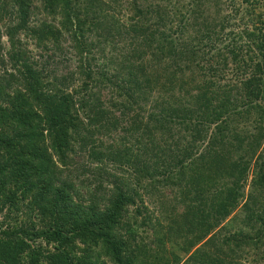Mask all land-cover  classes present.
<instances>
[{
    "label": "trees",
    "instance_id": "1",
    "mask_svg": "<svg viewBox=\"0 0 264 264\" xmlns=\"http://www.w3.org/2000/svg\"><path fill=\"white\" fill-rule=\"evenodd\" d=\"M241 1L242 15L235 0L226 2L245 16L241 34H223V0H188L178 25L194 33L173 42L172 18L158 0H0L8 41L0 51V264H182L164 253L170 239L190 249L191 264H237L232 254L247 234L207 238L236 209L244 224L258 223L252 244L262 242L264 102L255 101L264 100V20L254 14L259 0ZM107 44L119 50L113 55ZM69 48L73 69L57 77L47 66ZM109 63L114 69L101 73ZM224 70L234 80L219 84L214 76ZM48 75L69 90L50 89ZM252 112L254 132L232 124ZM226 137L238 140L232 146ZM81 151L133 176H112L107 188L100 176L109 173L96 166V187L84 194L70 166ZM149 156L148 166L137 165ZM86 160L77 173L88 171ZM163 186L181 194L184 209L160 201ZM142 193L172 216L157 228L161 236L132 247L121 231L130 226L127 206L132 215L145 210ZM202 243L212 250L198 252Z\"/></svg>",
    "mask_w": 264,
    "mask_h": 264
},
{
    "label": "rangeland",
    "instance_id": "2",
    "mask_svg": "<svg viewBox=\"0 0 264 264\" xmlns=\"http://www.w3.org/2000/svg\"><path fill=\"white\" fill-rule=\"evenodd\" d=\"M187 1L188 0H178V2L175 0H158V5H159L158 7L165 6V10L169 12L170 18H172L171 28L172 27L178 28V30L174 31V32L171 31V28L169 30L171 32V34H169L168 39L172 40L173 42L178 41V39L181 40V37L183 39H186V37L187 38L191 37V35L194 33L193 28H191V27L187 28L186 27V28L181 29L180 26L178 25L179 19L181 18V21L184 22V18L187 17V15H188L189 7H191V5L188 4ZM227 1L228 0H223V2H224L223 4L225 5V3ZM259 1L261 2L262 5L259 8H257V7L255 8L254 14L262 13V18L264 20V2H263L264 0H259ZM235 3H236V6H239L236 8L241 10V11H239V13L242 15V8L244 6H246L247 3L245 4L241 0H235ZM224 5L222 6L223 9L220 12V14H221V16H224V17L226 16L227 18H228V16H230V19L228 18L229 19L228 24L225 23L226 26H224L223 34L226 35L227 32H230L231 30L233 32H235L236 34H238L240 29L243 26V21L245 20V16L242 17V19H241V17H239V14L236 16L232 15L233 13H231L232 9H230V6L227 3H226L227 6H224ZM123 15H124V13H123ZM120 17H122V19H124L123 16H120ZM226 17L224 18V22H225ZM124 21H126V20H124ZM4 22H5V20L0 22V30L1 31L4 28V24H5ZM165 31L167 32L168 29H166ZM239 34H241V33H239ZM20 36H21V39H24L23 35H20ZM240 41L244 42V38L241 37ZM67 42H68V40H64V44H67ZM28 45H29V48L35 54V50H34L33 46L31 44H28ZM119 46H120V43H119ZM214 46H217V45L215 44ZM7 48H8V41L2 35L0 37V51H1V53H3V51ZM106 50H108L109 52H111L114 55V53L117 50H119V48H112L110 45L107 44L105 46V51ZM123 50H125V48ZM209 51H210V49L206 50L207 53ZM65 55H66V57H65L64 61L61 59L60 60L55 59L56 62L51 63V65H52L51 67H53L52 70L50 67L47 66V68L50 71L55 72V75L57 77L60 75V72L64 71V68H67L69 70L73 69L72 64L75 63V57L73 56L72 49L69 48L67 50V52L65 53ZM101 59L102 58L97 59L94 63L99 64L102 61ZM109 64L105 65L104 68L100 69V72L103 74H107V72L109 70L114 69V68H112L111 64L110 65ZM230 67H232L231 63L228 64V68H230ZM230 76L231 77L233 76L231 71H229L227 73V71L224 70V77L222 79H217L214 76V78H215L214 80L218 81L219 84H221V82H225V80H227V78H230ZM42 79H44V81L47 80V83H49L50 89H53L54 86H58L59 88H61L63 90H67L66 89L67 87H68V90L70 88L69 84H66L63 81H60L57 78L54 79V77H50L49 75L46 77H43ZM232 80H234L233 77H232ZM75 85H76V83L72 84L71 87H74ZM255 102H257V103L259 102V104L261 105V104H263L264 100H259V101L257 100ZM254 121H258V120H257V116L254 114V112H252L249 120H247L245 122H238V123H232V124H235V125L242 124L241 126H238V128L245 127L244 131L248 130V132L249 131L254 132V130H253V127L255 125ZM244 131H243V134H244ZM100 136H102V135H100ZM158 136L159 135L157 134L156 137H158ZM103 137H105V139H107L106 136H103ZM115 139H117V138H115ZM236 139H233L232 137H226L227 143L232 144V146H233V144H235V142H237ZM145 142H146V145L148 146V143L146 140H145ZM243 143H244V140L241 141L242 146H243ZM226 145H229V144H225L224 146L226 147ZM73 158H74V162L72 163V165H70L71 166V176L76 180V184L77 183L80 184L79 180H82V182L85 183L83 185V187H79V188H81V192L84 194L86 192H89V191L92 192L94 189L93 187H96V180H95V177H96L95 173L97 172L96 166H102V167L104 166V169H105L104 171L109 173V176H107L104 173L100 176V180H103V184H101V185L106 186L107 188L110 186V180L112 179V176H118V177L124 176V178H128L129 174L132 175V173L129 171V169L124 174H122V172H120V169L118 168V165L116 163L109 161V160H105L103 158H102L101 162H97L95 160V163H93L91 160H89L86 153L83 154V151L78 153ZM85 160L87 161L86 168L88 169V171H86V172L81 171L82 173H77L78 172L77 166H84ZM150 161L151 160H150V156H149L148 159H146V158L144 160L141 159V161H139L137 163V165L138 166H142V165L148 166L150 164ZM158 166H163V163L159 164ZM91 173H93L95 175H93L92 177H89V174H91ZM252 173H253L252 167H250V170L247 174V177H248L247 180L252 177ZM250 190H251L250 186L245 185L243 188V194H246L247 191L249 192ZM177 192H174L173 189H171L170 187H167V186L166 187L163 186V189L161 187V189L159 190V193H162L163 195H162L160 201L161 200H164V202L167 201L169 204V207H168L169 210L173 205H175V209L180 212L182 209H184V203L182 201H180L179 197L181 194H179ZM98 193L101 194L100 190L98 191ZM104 196L106 197V194L102 195V197H104ZM157 201H159V200H157V199H156V201L153 200L154 203L149 202V199L146 196V194L142 193L141 204H142V206H144L145 210H142V208H141V213L138 215H132V213H133V206L132 205L127 206L126 210L128 212V221H129L130 226H129V228H127L128 230L125 231V229H123L121 232H122L123 237L128 238L127 240L130 244H132L131 245L132 247L134 244L139 245L140 243H144L147 245L150 243L151 238L158 236V235L161 236L159 233L162 231V229H157V228H163L162 226H164L165 220H167V217L172 216V215L165 216L167 213H164V211L160 212L161 211V208H160L161 204H160V202H157ZM102 202L103 201H100L99 203H102ZM149 212L151 213V215L153 217V218H151L150 221L146 219V216L149 215ZM242 213H243L242 210L236 209L234 214H231L228 217H225V219L222 220L220 222V224H217L216 226H214L211 229V231L209 232V233H211V235L207 238H211L213 236V240H215L216 238H218V240H219L224 235L232 233L233 231L240 230L243 234L244 233L247 234L250 239L248 240L249 242L246 245L242 246L240 249L235 248L236 253H233L232 255H233L235 261H237V264H264V237H261V236L259 237L262 240V242L255 243L256 245L252 244L253 242H255V238L258 237V236L255 237V235H253V232H252L253 228L258 226V223L256 221H252L253 228H251L247 224H244L243 219H242V215H241ZM143 217H145V218H143ZM155 217H157V218H155ZM142 220H143V222H142ZM156 221H158L159 223H155ZM132 235L134 237L130 241L129 238L132 237ZM179 240L180 239H178V241ZM173 241H174V239H170L169 241H167V243H165V250L166 251H164V253L166 255H169L167 253V251H174L180 257V259H179L180 263L191 264V262H189V260L187 259L190 249H189V251H186V252L183 251L182 252L179 249H176ZM175 241H176V239H175ZM180 244L181 243L179 242V245ZM201 250L208 252V251H211L212 249H210L209 244L202 243L197 248L198 252H200ZM197 251H195V252H197ZM104 263L110 264L109 262H104Z\"/></svg>",
    "mask_w": 264,
    "mask_h": 264
}]
</instances>
